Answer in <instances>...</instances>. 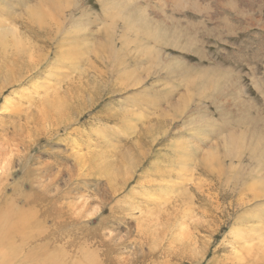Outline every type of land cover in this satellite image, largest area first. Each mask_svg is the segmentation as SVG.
Instances as JSON below:
<instances>
[{"label":"rangeland","instance_id":"rangeland-1","mask_svg":"<svg viewBox=\"0 0 264 264\" xmlns=\"http://www.w3.org/2000/svg\"><path fill=\"white\" fill-rule=\"evenodd\" d=\"M55 1L80 7L74 17L82 14L84 24L74 39L87 42L93 53L105 48L99 50L104 60L86 57L90 62L84 58L80 69L115 70L121 63L130 87L103 91L92 107L73 101L77 130L60 129L50 137L53 118L64 110L49 104L67 100L57 91L67 90L78 75L58 69L54 60L53 67L47 64L16 85L4 86L1 72L0 192L11 200L0 212L23 224L12 227L8 220L9 236L3 237L16 242L8 249L0 237V264L15 261L18 238L34 237L24 243L16 264H46L44 258H51L50 264H264V183L259 184L264 181V0ZM51 2L43 0L34 13L48 18L54 13ZM13 11L28 14L17 5ZM0 15L5 16L1 10ZM3 23L0 33L10 47L14 41L44 46L18 18ZM157 32L160 42L151 37ZM2 59L5 70L9 63L5 68ZM121 66L111 69L113 74H120ZM124 110L123 123L117 113ZM98 129L106 130L105 138ZM45 187L47 200L38 194ZM74 214L81 216L79 223L72 222ZM58 221L59 235L40 241L39 234L56 232ZM92 230L99 235H85Z\"/></svg>","mask_w":264,"mask_h":264},{"label":"bare ground","instance_id":"bare-ground-1","mask_svg":"<svg viewBox=\"0 0 264 264\" xmlns=\"http://www.w3.org/2000/svg\"><path fill=\"white\" fill-rule=\"evenodd\" d=\"M32 0H0V10H1V13L2 15H5L4 18H0V24H2L3 22H5L6 20H13L15 18H18V20L21 21V24H22V27L25 28L31 36H33L34 38H36L38 41L42 42L44 44V46H41L39 47V45H35L33 47V45L29 46V47H24L23 44L20 45L18 43H16L14 41V43H11L13 44L15 47H10L6 42V35L3 34V33H0V60H1V57L3 58L4 57V60H3V66L7 65L9 63V65H7L8 68H6L5 66V70L3 67L0 68V76H1V72L2 71H5L6 72V77L5 80H6V85L4 86H10V85H16V84H19L21 83L27 76H32V74H34V72H36L38 69H40L41 67H44L45 65L49 64L50 67H53V62H57L56 64H58V69H59V66L61 67V69H66L68 70L69 72H73L75 74H77L78 76V79L76 81H73L72 79V83L70 81L71 84L68 85V88L67 90L65 89V91H57V95L61 96L62 97V100L65 98L67 100H63V103L61 102H58V104H54V106L50 105L49 104V107H56V110H58L60 108V110H64L62 114L59 115H56L54 117L53 115V119H55V121L52 123V128H55V130H53L52 132H48V135L50 137L52 136H55L57 135V132L58 130L62 129L63 131L65 132H71L69 131V128L70 127H74L76 123V116H74L73 113H77V111L74 109L73 107V101H77V105L80 106V104H82V100L85 101V105H87V107H92L94 105H98V102L101 101V98L104 97L102 94V92L104 91L105 94H111L112 92H114L116 89H118L117 91H120V90H124V89H127L130 87V85L128 86V72L126 71V67L124 65H122L125 70H123L122 72V69L123 67L121 66V63L116 67V69L114 70L112 67L111 69H113L114 71L117 70L118 67L121 66V71L119 72L120 74H118L116 76V74H113L112 70L110 69V66H106L105 67V71H102V70H99L97 71L96 68L94 66H92L91 68V71L90 70H81L80 69V65H79V62H82L83 59L87 57L88 58H92V57H95V58H99L100 60H104V58L106 56L103 57V52L101 51H105V48L99 46V47H95V50L97 51V53H93L94 51L93 50H90V47L87 46V42L86 44L82 43L83 40L80 39V40H76L74 39L73 35L72 34H79V32L82 30L81 29V24H84L82 22V18H79L82 14L78 15V18H75V14L77 12L80 13V7L76 6L75 3H71V2H67L64 7H62L61 5H56V1L55 0H52L53 2H51V4L49 6H51V10L54 12L52 13L51 16H49L48 18H46V16H44V14L42 15L41 13L37 14V13H34V9L40 7L38 6L43 0H38L36 2L35 5H29L30 2ZM16 2V3H15ZM29 2V3H28ZM116 2V1H115ZM123 2V0H122ZM178 2V1H177ZM224 2V1H222ZM232 2V1H230ZM175 3V2H173ZM112 4V3H111ZM118 4V3H117ZM122 4V3H121ZM225 4V3H224ZM17 7H20L24 10H28L26 14L27 17H24V16H21L20 14H16L15 11H13L12 13H10V10L16 6ZM29 5V6H28ZM41 5H44L41 3ZM231 5V4H230ZM112 6V5H111ZM180 6V5H179ZM177 6V7H179ZM3 7V8H2ZM106 7V6H105ZM228 7V6H227ZM47 8V7H46ZM226 8V7H225ZM228 9V8H227ZM230 9V7H229ZM82 10V9H81ZM4 12V13H3ZM234 12V11H233ZM236 12V11H235ZM107 13V12H106ZM73 14V16H72ZM109 15V14H108ZM1 16V15H0ZM115 16V15H114ZM121 16V15H119ZM15 17V18H14ZM83 17V15H82ZM118 17V16H117ZM235 17V16H234ZM9 18V19H7ZM120 18V17H119ZM128 21L129 22H133L132 21V18H131V15L128 16ZM134 19V18H133ZM137 19L140 20L141 22V18L139 16H137ZM114 21V20H112ZM125 22V21H124ZM139 22V21H137ZM226 22V21H225ZM127 22H125L126 24ZM168 23V22H167ZM170 23V22H169ZM4 24V23H3ZM7 24V27L6 28H10V25L9 23H6ZM124 24V28H128V26H126ZM129 24V23H127ZM168 25V24H167ZM3 27H5V25H3ZM85 27V26H84ZM87 27V26H86ZM113 27V26H112ZM164 27V26H163ZM1 28V26H0ZM8 28V30H9ZM148 28V27H147ZM5 29V28H4ZM84 29V28H83ZM165 29V28H164ZM163 29V30H164ZM6 30V29H5ZM4 30V31H5ZM166 30V29H165ZM3 31V32H4ZM23 31V30H22ZM1 32H2V29H1ZM9 32H12L14 34V37H16V39L18 38L19 40L20 39H23V35L20 36L17 32V30L15 29H12V31L10 30ZM24 34V31L22 32ZM164 33V32H163ZM17 34L19 36H17ZM21 34V33H20ZM26 34V33H25ZM145 34V33H144ZM8 35L10 36L11 34H7V37ZM162 33H156L155 35H152L151 37L154 38L156 41L160 42V37H161ZM13 36V35H12ZM29 37V35H27ZM31 36L29 38H31ZM76 36V35H75ZM106 41L108 39H111L108 35H106ZM11 37V36H10ZM12 37V38H14ZM26 38V37H25ZM77 38V36H76ZM33 39V38H32ZM30 39V41L32 40ZM78 39V38H77ZM12 40V39H11ZM10 40V41H11ZM15 40V39H14ZM26 40V39H25ZM29 40V39H27ZM34 40V39H33ZM7 41H9L7 39ZM13 41V40H12ZM11 41V42H12ZM171 41V40H170ZM20 42V41H19ZM23 42V41H22ZM27 43V42H26ZM173 43V42H172ZM179 43V42H178ZM10 44V45H11ZM34 44V43H33ZM46 44V45H45ZM29 45V44H27ZM85 45V46H84ZM169 45V44H168ZM7 46L10 47L11 50H9V53H7ZM48 46V47H46ZM174 46V45H173ZM175 47V46H174ZM7 48V49H6ZM47 48H51V50H47ZM240 49V48H239ZM101 50V51H99ZM109 50V49H108ZM89 51L92 52V54H89ZM110 51V50H109ZM109 53V52H108ZM107 53V54H108ZM86 54V56L84 57V55ZM105 54V55H107ZM7 55L9 56L10 55V58L7 59ZM116 55V54H115ZM110 57V59H112V56L111 55H108ZM55 58V59H53ZM91 58L89 60H91ZM86 59V60H87ZM52 60H54L52 62ZM89 60H87L88 62H90ZM94 60V59H93ZM5 64V65H4ZM63 69V70H64ZM179 69V68H178ZM55 70V69H53ZM65 70V71H66ZM182 70V69H181ZM49 71V70H48ZM61 71V70H59ZM65 71H62V73H65ZM67 71V72H68ZM4 72V74H5ZM66 72V73H67ZM61 73V72H60ZM92 73V74H90ZM202 73V72H201ZM2 74V75H4ZM38 74V73H36ZM72 73H69V75H71ZM35 75V74H34ZM41 75V73H40ZM43 75V74H42ZM55 75V74H54ZM65 75V74H64ZM63 75V76H64ZM68 75V73L66 74ZM65 75V76H66ZM201 75V74H200ZM37 76V75H36ZM49 76V75H48ZM62 76V75H61ZM62 76V77H63ZM64 76V77H65ZM220 76V75H218ZM5 77V76H4ZM40 77V76H39ZM42 77V76H41ZM67 77V76H66ZM72 77V76H71ZM76 77V78H77ZM59 78V77H57ZM1 79V78H0ZM38 79V78H37ZM60 79V78H59ZM59 79H57L59 81ZM65 79V78H64ZM131 79V78H130ZM220 79H221V76H220ZM4 80V79H3ZM2 80V81H3ZM5 80L3 81L5 83ZM62 80V78L60 79ZM125 80V81H124ZM136 80V79H134ZM52 81V80H51ZM50 81V82H51ZM57 81V82H58ZM122 81V82H121ZM124 81V82H123ZM56 82V83H57ZM132 82V81H131ZM49 83V81H48ZM56 86H58V84H56ZM59 83V82H58ZM140 83V82H138ZM47 84V83H46ZM59 84H62V83H59ZM65 84V83H64ZM85 84V86H84ZM3 85V84H2ZM35 85V84H33ZM37 85V84H36ZM53 85V83H52ZM66 85V84H65ZM131 85L134 86V84L131 83ZM3 86V87H4ZM49 86V85H48ZM84 86V88H83ZM32 87H35L37 88L36 86H32ZM55 87V86H54ZM60 87V85H59ZM117 87V88H115ZM202 87V86H201ZM34 88V89H35ZM58 88V87H57ZM203 88V87H202ZM64 89V88H63ZM31 93V92H30ZM85 94H88V98L87 99H84L85 97L83 95ZM32 96V95H30ZM61 97H58L61 99ZM31 98V97H30ZM29 98V99H30ZM57 98V99H58ZM27 99V98H26ZM60 99H58L57 101H60ZM81 99V100H80ZM100 99V100H99ZM28 100V99H27ZM26 100V101H27ZM127 100V99H125ZM124 100V101H125ZM11 101V99H10ZM19 101V100H18ZM52 101V103L54 102L53 100H50ZM49 101V102H50ZM56 101V99H55ZM56 101V102H57ZM6 102V101H5ZM123 102V100H122ZM8 103V102H6ZM10 103V102H9ZM16 103V102H14ZM30 103V102H29ZM100 103V102H99ZM140 103V102H139ZM76 104V103H75ZM5 105V104H3ZM2 105V106H3ZM83 105V104H82ZM58 106H60L59 108H57ZM75 106V105H74ZM128 106V105H127ZM48 107L46 104L44 105V108ZM139 107V106H138ZM28 108V107H27ZM47 109V108H46ZM52 109V108H50ZM54 109V108H53ZM78 109V108H77ZM92 109V108H91ZM23 110H21L20 112H22ZM43 111V110H42ZM41 111V113H42ZM128 111V110H127ZM52 112V111H51ZM67 112V113H66ZM81 112V111H80ZM79 112V113H80ZM114 112V111H113ZM131 112V111H130ZM14 113V112H13ZM50 113V112H48ZM53 113V112H52ZM55 113V111H54ZM61 113V112H60ZM112 113V112H111ZM117 113V112H116ZM51 114V113H50ZM57 114V113H56ZM70 114H72L73 116H70ZM94 115L95 114H98L97 111L95 113H93ZM132 114V113H131ZM106 116L110 117V113L109 111L106 112L105 114ZM117 118L120 119L123 123L126 122V114H125V110L124 112H119L117 113ZM141 117V116H140ZM166 119V118H165ZM82 120V119H81ZM124 120V121H123ZM144 120V119H143ZM151 120V119H150ZM80 121V120H79ZM131 121V120H130ZM134 123V122H133ZM84 124H85V121H84ZM153 125V124H152ZM154 126V125H153ZM73 130H77L76 127L73 128ZM100 130L98 129L97 132H99ZM114 131V130H113ZM112 131V132H113ZM76 132V131H75ZM22 133V132H21ZM100 135H103L104 138L106 137V130H102L99 132ZM114 133V132H113ZM122 133V132H121ZM97 134V133H96ZM109 134V133H108ZM107 134V135H108ZM125 134V133H123ZM122 134V135H123ZM29 134H27L28 136ZM24 136V134H23ZM34 136V135H33ZM16 137V136H15ZM21 137V136H20ZM49 137V138H50ZM87 137V136H86ZM125 137V136H123ZM30 138V137H29ZM47 139H49L48 137H46ZM126 138V137H125ZM46 139V140H47ZM103 139V138H102ZM25 140V139H24ZM126 140V139H125ZM34 141H35V138H34ZM54 141V140H53ZM184 141V140H183ZM28 142V141H27ZM17 143H20V142H16ZM34 143V142H33ZM79 143V141L75 140V141H72V144L70 145L71 147H74L73 149H75V146ZM99 143V142H97ZM33 145V144H32ZM52 145V144H51ZM179 145V143H178ZM12 146V145H11ZM97 146V145H96ZM96 146H94L96 148ZM104 146V145H103ZM14 147V146H13ZM44 147V146H43ZM100 147V146H99ZM187 147V146H186ZM30 148V145H28L27 147V151L28 153H25L26 156L29 154V152L31 151ZM4 150V149H3ZM109 150V149H108ZM73 151V150H71ZM76 151V150H74ZM23 152V151H22ZM41 152V151H40ZM39 152V153H40ZM77 152V151H76ZM94 152V151H92ZM91 152V153H92ZM103 152V151H102ZM109 152V151H108ZM121 152H125V151H121ZM127 153V152H126ZM263 154V152H260ZM9 154V153H8ZM18 154V153H17ZM76 154V153H75ZM74 154V155H75ZM93 154V153H92ZM95 154V153H94ZM100 155V152L98 153ZM109 154V153H108ZM124 154V153H123ZM207 154V153H206ZM72 155H73V152H72ZM77 155V154H76ZM81 155V154H79ZM91 155V154H89ZM18 156V155H17ZM25 156V160H27L28 158ZM122 156V154H121ZM128 156V155H127ZM208 156V155H207ZM213 156V154H212ZM262 159H263V156L264 155H261ZM74 157V156H73ZM92 157V156H90ZM94 157V156H93ZM123 157H125V155H123ZM260 157V155H259ZM37 157L34 158V160L36 159ZM62 158V157H61ZM203 158V157H201ZM213 158V157H212ZM10 159V158H9ZM85 159V158H83ZM109 159V158H108ZM29 160V159H28ZM82 160V159H81ZM87 160V159H86ZM194 160V159H193ZM205 160V159H204ZM209 160V159H207ZM206 160V161H207ZM212 160V159H211ZM258 162H259V159H257ZM112 161V160H111ZM261 161V159H260ZM208 162V161H207ZM98 163V162H97ZM211 163V162H210ZM96 164V163H95ZM106 165V164H105ZM124 165V163H123ZM82 166V165H81ZM108 166V165H107ZM118 166V165H117ZM105 167V166H104ZM114 167V166H112ZM126 167V166H125ZM1 168V167H0ZM3 168V167H2ZM115 168V167H114ZM208 168V167H207ZM211 169H213L212 167H210ZM209 169V168H208ZM80 170V169H79ZM83 170V168H82ZM107 170V169H106ZM110 170V169H109ZM108 170V171H109ZM81 171V170H80ZM207 171V170H206ZM2 172V171H1ZM103 172V171H102ZM127 172V171H126ZM84 173V171H83ZM82 173V174H83ZM108 175H109V172H106ZM80 174V173H79ZM78 174V175H79ZM110 174H113L111 173L110 171ZM76 175V174H75ZM77 175V176H78ZM87 175V174H86ZM91 175V174H90ZM88 175V176H90ZM105 175V174H104ZM76 176V177H77ZM96 176V175H94ZM100 176V175H99ZM110 176V175H109ZM108 176V177H109ZM120 176V175H119ZM262 176V174H261ZM72 177V176H71ZM111 177V176H110ZM260 178V177H259ZM262 178V177H261ZM114 179V178H113ZM112 181V179H109ZM262 181L259 182V184L262 182L264 183L263 181V178L261 179ZM115 181V180H114ZM112 181V182H114ZM122 181V180H121ZM31 182V181H30ZM108 182V181H106ZM110 182V181H109ZM115 183V182H114ZM107 184V183H106ZM258 184V186H259ZM17 185V184H16ZM15 185V187H16ZM112 185V186H111ZM115 185V184H114ZM0 186H2V184L0 183ZM108 186H109V189L111 188H114L113 184L108 183ZM111 186V188H110ZM200 186V185H199ZM256 186V185H255ZM264 186V185H262ZM242 187L244 189H247V184H246V187L245 185L243 184ZM1 188V187H0ZM75 188V187H74ZM15 189V188H13ZM78 189V188H77ZM255 189V188H254ZM73 190V189H72ZM112 189V193H115L117 192V190ZM242 190V189H241ZM258 190V188H257ZM74 191V190H73ZM80 191V189H79ZM48 192V188H43V190H39L38 191V194L44 198V199H48L49 198V195L47 194ZM69 192V191H68ZM264 193V191L262 192ZM69 194V193H68ZM223 194V193H222ZM254 194V193H253ZM71 195V194H70ZM78 195V194H77ZM112 195V194H111ZM110 195V196H111ZM252 195V194H251ZM264 195V194H263ZM93 196H95L93 194ZM113 196V195H112ZM111 196V197H112ZM253 196V195H252ZM262 196V195H261ZM259 195V197H261ZM60 196H55L53 197V199L56 201V200H59ZM11 200V198H9L8 196H5L4 193H1L0 192V211H4L3 208L7 207V206H2L3 203H6V202H9ZM86 202V201H85ZM102 204L105 202V199L104 201H101ZM251 202V201H250ZM84 204L86 203H81L78 205L79 206H85ZM108 204V203H107ZM88 205V204H87ZM107 206V205H106ZM48 207V206H47ZM49 208V207H48ZM82 210V209H81ZM94 210V208H93ZM98 210V209H97ZM56 211H59V210H56ZM86 211V210H85ZM84 211V212H85ZM47 212V211H46ZM51 212H55L53 209L51 210ZM61 212V211H59ZM69 212V211H68ZM71 212V211H70ZM91 213V212H90ZM41 214V213H40ZM73 214V213H72ZM43 215V214H42ZM74 215H77V214H74ZM78 217H75V219L72 220V222L74 223H79V218H81V216L77 215ZM89 216V215H88ZM12 217L13 215H11L10 213H5V212H0V237L2 236V246L3 247H6L8 249H12L14 247V244L12 243H15L16 242V239H13L12 237L9 238V239H4L3 235L4 236H9V232H6L8 230V228H6L8 225H9V222L8 220L11 219V225L12 227H20L23 222L22 221H19V220H13L12 221ZM44 217V216H43ZM71 217V216H70ZM73 218V216H72ZM86 218V217H85ZM84 219V218H83ZM8 223V224H7ZM55 225H57V230L56 232H53L51 234H49V230H48V234L45 232L39 234L37 237L38 239L41 241V240H49V238H53L55 236V234H58L60 231H61V228H62V224L61 222H57L55 223ZM9 226V227H10ZM6 228V229H5ZM103 228V227H102ZM98 231H95V230H92L91 232L89 233H85V235H89L90 238H95V236L97 237V233ZM46 233V234H45ZM97 233V234H96ZM84 234V233H83ZM102 234V233H101ZM59 235V234H58ZM99 235V234H98ZM109 236V235H107ZM99 237V236H98ZM35 238V241L37 240L36 237ZM102 238H105L102 237ZM107 238V237H106ZM101 239V238H100ZM17 241L20 243V249L18 251V254H17V258L15 259V261L13 263H10V264H16L18 262H20L22 259H21V253H20V250H22V248L24 247V243L26 244H31L35 241L31 240V239H28V240H24L22 241L21 239H17ZM37 246V244H34L33 245V248ZM44 248V247H42ZM15 251L17 252V250L15 249ZM257 258V257H256ZM26 260V259H25ZM260 260V259H259ZM46 264H50L51 262V258H44L43 260ZM256 264V260H253L251 261L250 263L248 264Z\"/></svg>","mask_w":264,"mask_h":264}]
</instances>
